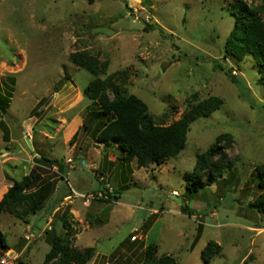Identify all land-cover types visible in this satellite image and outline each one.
<instances>
[{"label": "rangeland", "instance_id": "obj_1", "mask_svg": "<svg viewBox=\"0 0 264 264\" xmlns=\"http://www.w3.org/2000/svg\"><path fill=\"white\" fill-rule=\"evenodd\" d=\"M232 5L233 0H0V103L7 107L9 135L7 140L0 127V199L37 164L59 175L54 196L39 213L27 219L0 215L11 248L0 264H42L51 248L48 238L66 232L63 215L75 230L73 245L95 248L87 264H141L151 244L157 258L170 254L182 264L264 263V213L249 207L262 191L256 166L264 164V87L252 55H226ZM83 50L107 62V74L125 72L119 83L147 103L157 122L170 124L189 102L211 95L224 104L192 123L178 157L147 167L126 163L117 145L99 144L84 129L97 104L84 93L93 75L70 58ZM224 133L232 141L221 162L231 167L214 183L206 175L191 189L198 154ZM103 185L121 197L104 195ZM81 194L93 198L87 203ZM127 239L132 244L121 245ZM211 240L223 249L204 263L202 250Z\"/></svg>", "mask_w": 264, "mask_h": 264}, {"label": "trees", "instance_id": "obj_2", "mask_svg": "<svg viewBox=\"0 0 264 264\" xmlns=\"http://www.w3.org/2000/svg\"><path fill=\"white\" fill-rule=\"evenodd\" d=\"M89 1L92 3L95 0ZM231 15L234 17V27L226 41V55L238 60L252 55L261 68L258 83L264 87V0L258 4L249 3L247 0H233ZM70 58L72 62L93 75L84 93L97 104V108L94 107L92 110L84 129L96 134L99 144L117 145L124 152V161L126 163L135 161L138 167L162 164L178 157L187 145L192 123L201 117L212 115L224 104L223 98L211 95L196 103L189 102L181 117L172 123L166 124L164 120L157 122L147 103L135 94H128L126 87L119 83L125 72L107 74L108 63L101 64L99 57L89 50L74 52ZM197 97V93L192 94L194 101ZM3 105L0 103V127L5 129L4 137L8 140V128L3 120L7 107ZM78 135L79 131L74 134L71 143L76 141ZM231 141V135L221 134L205 152L198 154L194 172L190 175V185L194 186L191 189H198V180L206 175L207 183H214L225 169L231 167L232 162H221L226 156L224 149ZM40 158L50 163L54 162L45 156ZM55 161L60 169H63V162ZM256 174L258 187L262 191L249 202V207L264 213V164L256 166ZM58 177L57 172H50L46 167L35 165L30 173L23 175L20 180H15L4 193L0 199V215L7 212L18 218L27 219L29 215L39 213L46 201L54 196ZM100 191L111 198L121 197L117 190L111 193L105 185ZM188 213L193 212L188 209ZM62 220L66 232L50 234L48 242L51 248L42 264H87L94 256L95 248L75 247L72 240L75 233L73 225L66 215L62 216ZM201 230L202 226H199L200 233ZM131 244L130 239L121 242L124 246ZM9 249L11 248L5 235L0 230V260ZM222 249V245L216 241H209L202 250L204 263H209ZM156 250L157 246L148 245L141 264H182L170 254H161L157 258ZM20 262L24 263L22 259Z\"/></svg>", "mask_w": 264, "mask_h": 264}, {"label": "built area", "instance_id": "obj_3", "mask_svg": "<svg viewBox=\"0 0 264 264\" xmlns=\"http://www.w3.org/2000/svg\"><path fill=\"white\" fill-rule=\"evenodd\" d=\"M81 196H82L83 198L87 199V200H86L87 203H89V202L91 201V199L93 198V196H92L91 194H87V195H83V194H81ZM28 238H29V236H28ZM133 238L136 239V236H133Z\"/></svg>", "mask_w": 264, "mask_h": 264}, {"label": "water", "instance_id": "obj_4", "mask_svg": "<svg viewBox=\"0 0 264 264\" xmlns=\"http://www.w3.org/2000/svg\"><path fill=\"white\" fill-rule=\"evenodd\" d=\"M27 142L29 143L30 146H32V142L31 140L29 139V137L26 138Z\"/></svg>", "mask_w": 264, "mask_h": 264}, {"label": "crops", "instance_id": "obj_5", "mask_svg": "<svg viewBox=\"0 0 264 264\" xmlns=\"http://www.w3.org/2000/svg\"><path fill=\"white\" fill-rule=\"evenodd\" d=\"M12 185V183L9 185V187ZM9 187H6V190H8ZM3 196V195H2Z\"/></svg>", "mask_w": 264, "mask_h": 264}]
</instances>
